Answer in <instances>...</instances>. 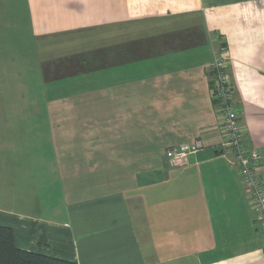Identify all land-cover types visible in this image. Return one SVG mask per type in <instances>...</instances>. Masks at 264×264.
<instances>
[{
	"label": "crops",
	"instance_id": "0c3cea01",
	"mask_svg": "<svg viewBox=\"0 0 264 264\" xmlns=\"http://www.w3.org/2000/svg\"><path fill=\"white\" fill-rule=\"evenodd\" d=\"M221 47L264 176V0H0V125L30 135L0 137L15 247L76 264H264L211 94ZM197 140L168 166L167 149Z\"/></svg>",
	"mask_w": 264,
	"mask_h": 264
},
{
	"label": "built area",
	"instance_id": "2783aa9c",
	"mask_svg": "<svg viewBox=\"0 0 264 264\" xmlns=\"http://www.w3.org/2000/svg\"><path fill=\"white\" fill-rule=\"evenodd\" d=\"M226 49L221 47L209 63L212 72L211 94L217 100L220 110L219 118L222 128V145L232 152L230 165L236 169L240 183L264 234V176L260 169V156L254 149L246 147L243 132L237 121L234 106V86L228 72ZM202 149L199 140L192 144H182L165 151L169 167L184 166L191 155Z\"/></svg>",
	"mask_w": 264,
	"mask_h": 264
},
{
	"label": "trees",
	"instance_id": "16d2710c",
	"mask_svg": "<svg viewBox=\"0 0 264 264\" xmlns=\"http://www.w3.org/2000/svg\"><path fill=\"white\" fill-rule=\"evenodd\" d=\"M0 264H76L15 247L10 228L0 226Z\"/></svg>",
	"mask_w": 264,
	"mask_h": 264
},
{
	"label": "rangeland",
	"instance_id": "374dc122",
	"mask_svg": "<svg viewBox=\"0 0 264 264\" xmlns=\"http://www.w3.org/2000/svg\"><path fill=\"white\" fill-rule=\"evenodd\" d=\"M22 20L16 17V23H15V29H14V37H15V52L16 53H22V52H26V50H28L29 45L27 44L25 46V42L26 40H24L23 35L24 32L22 30ZM87 35H89L87 33ZM80 36H84L83 38H80L78 40H76L75 42L78 41L77 45L78 48L77 49H84L87 50L89 45H84L87 42V36H85V34H81ZM70 44V43H69ZM69 47V46H68ZM74 47V46H72ZM60 47L57 46H52L51 47V51L56 52V49H59ZM76 48V47H74ZM83 53V52H82ZM33 78V77H32ZM38 86V85H37ZM36 90V87L34 88ZM38 91V88H37ZM53 97V96H51ZM8 112V117L6 115V113ZM33 113H31V125L34 122V117H32ZM0 119H3V121H8V119H12V113L10 111H0ZM27 122H29V120H27ZM27 129L28 127L25 126V130L22 131V126H18V127H13V126H9V125H0V137H30L29 134H27Z\"/></svg>",
	"mask_w": 264,
	"mask_h": 264
}]
</instances>
